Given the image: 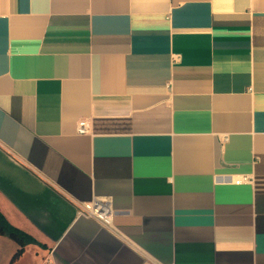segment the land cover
I'll use <instances>...</instances> for the list:
<instances>
[{"label":"crops","instance_id":"0c3cea01","mask_svg":"<svg viewBox=\"0 0 264 264\" xmlns=\"http://www.w3.org/2000/svg\"><path fill=\"white\" fill-rule=\"evenodd\" d=\"M0 213L35 264H264V0H0Z\"/></svg>","mask_w":264,"mask_h":264},{"label":"built area","instance_id":"2783aa9c","mask_svg":"<svg viewBox=\"0 0 264 264\" xmlns=\"http://www.w3.org/2000/svg\"><path fill=\"white\" fill-rule=\"evenodd\" d=\"M77 132H87V122L85 120L78 121ZM247 181H249V178L247 176H242L239 177V179H237L235 183L239 184ZM78 213L80 216L96 220L104 227H111L113 210L110 203L105 199H94L89 202L80 203ZM42 264L51 263L49 261H46Z\"/></svg>","mask_w":264,"mask_h":264},{"label":"trees","instance_id":"16d2710c","mask_svg":"<svg viewBox=\"0 0 264 264\" xmlns=\"http://www.w3.org/2000/svg\"><path fill=\"white\" fill-rule=\"evenodd\" d=\"M0 235L10 238L17 245V248L11 257L9 264H11V262L14 259L22 255L25 249V245L27 243L37 244L41 247L43 246L30 235L10 225L1 213H0Z\"/></svg>","mask_w":264,"mask_h":264},{"label":"rangeland","instance_id":"374dc122","mask_svg":"<svg viewBox=\"0 0 264 264\" xmlns=\"http://www.w3.org/2000/svg\"><path fill=\"white\" fill-rule=\"evenodd\" d=\"M11 243L14 244V242L10 239L7 238ZM38 250V249H37ZM13 249H11L10 245L8 244H1L0 246V264H9L10 259L13 255L14 252H12ZM15 251V250H14ZM36 249L32 246V243H27L25 245V249L18 258L14 259L11 264H35L36 258H40V255L38 253H35ZM6 255H8L6 260H3ZM4 256V257H3Z\"/></svg>","mask_w":264,"mask_h":264}]
</instances>
